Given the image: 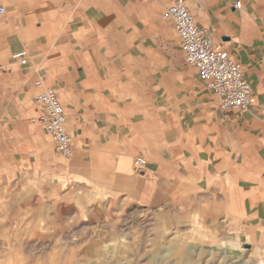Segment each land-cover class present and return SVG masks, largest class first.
I'll return each mask as SVG.
<instances>
[{"label":"rangeland","instance_id":"374dc122","mask_svg":"<svg viewBox=\"0 0 264 264\" xmlns=\"http://www.w3.org/2000/svg\"><path fill=\"white\" fill-rule=\"evenodd\" d=\"M87 1L29 0L24 23L15 9L0 17V49L4 30L42 29L21 43L27 64L0 75V264H264V251L220 250L227 232L264 234V109L194 104L208 92L162 17L170 0H107L108 17L100 0ZM187 4L211 28L204 9ZM115 13L134 24H114ZM40 78L59 88L69 160L38 121ZM201 112L237 120L236 132H216L218 152H197L190 115Z\"/></svg>","mask_w":264,"mask_h":264},{"label":"crops","instance_id":"0c3cea01","mask_svg":"<svg viewBox=\"0 0 264 264\" xmlns=\"http://www.w3.org/2000/svg\"><path fill=\"white\" fill-rule=\"evenodd\" d=\"M55 0H36V7L41 8H50V2ZM61 3V8H66L69 0H59ZM186 3L188 0H185ZM197 2L196 9H204V17L207 19L210 27L201 26L202 22H196L195 15L192 14L189 6V11L193 15L195 22L200 27L208 28L212 31L213 38L215 37L214 33L220 34L221 45L232 55L234 59L241 65L242 70L244 69V76L247 82L250 84L252 89L254 103L256 102L259 108L264 109V0H191ZM92 0H88L87 4L90 9V4ZM171 2V0H170ZM237 2H241L240 10L235 8ZM29 0H0V7H6L5 15L7 10L15 9V13L19 15V22L22 21V16L24 15L23 11L27 10L30 6ZM99 5L101 6V12L104 13L107 17L109 15L107 0H100ZM188 5V4H187ZM88 18L91 17L90 11L87 13ZM112 22L117 25L127 26L134 24V21L125 19L122 14L115 13V16ZM46 23H58V22H49L44 21L42 24ZM69 23V21H66ZM40 30H36L34 27L24 28L19 30L16 33H10L4 30L3 36H6V42L3 44V47L0 49V59H5V57L11 53V56L17 52L25 51L27 56L29 55L25 48L20 47L24 39L32 40V38ZM43 31H45L43 29ZM37 32V33H36ZM227 52V53H228ZM182 54V53H181ZM10 56V60H11ZM183 58V57H182ZM0 63L6 66L8 73L11 71L13 66L12 60L10 64H5L0 60ZM44 79V78H43ZM45 81V79H44ZM46 83V82H45ZM48 85V84H47ZM58 91L59 88L56 86H50ZM208 92V91H207ZM36 93V92H35ZM59 97V96H58ZM203 97V98H200ZM256 99V101H255ZM194 104H200L204 107V104L211 105L218 110L216 98L208 92V95L196 97ZM254 103L250 110L253 108ZM198 104V105H199ZM133 113H134V104H133ZM249 110V112H250ZM219 111V110H218ZM220 112V111H219ZM248 112V113H249ZM247 115V114H246ZM190 116L194 117L191 120H194L198 123L195 124V145L197 147V152H204L205 145H211V152H218L219 141L216 132H236L237 120L231 116H225L222 113H195ZM246 122V120H244ZM241 122V121H238ZM67 125V121H66ZM134 128V123H133ZM67 129V126H66ZM68 131V130H67ZM71 134V133H69ZM210 134V136H209ZM73 137V135L71 134ZM132 142L135 143V132H132ZM218 146V147H217ZM73 153V152H72ZM244 167L245 160L250 161L251 156L245 154L243 157ZM146 161V160H145ZM126 166H129V161L125 162ZM147 162L145 171L141 176L146 174ZM250 193V192H249ZM248 194V192H247ZM245 194L244 198L247 203L252 202L253 199L248 198ZM219 208L218 205H212L214 209ZM264 234L260 233L258 236L253 237L249 233L233 234L230 235L228 232L221 237L220 250L224 256L231 257H244L247 252H252L255 255H259L264 251ZM252 263V261H249Z\"/></svg>","mask_w":264,"mask_h":264},{"label":"built area","instance_id":"2783aa9c","mask_svg":"<svg viewBox=\"0 0 264 264\" xmlns=\"http://www.w3.org/2000/svg\"><path fill=\"white\" fill-rule=\"evenodd\" d=\"M235 8L240 10L241 2H237ZM4 15L5 10L0 7V17ZM162 17L172 21L184 64L196 69L205 89L216 98L218 110L222 113H247L254 98L241 65L215 44L210 29L196 24L186 1L171 0ZM11 60L15 65L24 66L28 56L25 51H20L13 54ZM6 71V66L0 63V75ZM34 89L33 101L43 110L38 121L51 138L57 153L69 160L73 152V137L66 129L65 112L58 91L49 87L43 78L35 81ZM145 167L144 158L135 159L133 169L136 174H143Z\"/></svg>","mask_w":264,"mask_h":264},{"label":"bare ground","instance_id":"6f19581e","mask_svg":"<svg viewBox=\"0 0 264 264\" xmlns=\"http://www.w3.org/2000/svg\"><path fill=\"white\" fill-rule=\"evenodd\" d=\"M242 264H247V262H243Z\"/></svg>","mask_w":264,"mask_h":264}]
</instances>
